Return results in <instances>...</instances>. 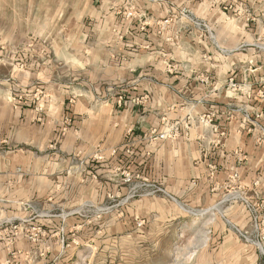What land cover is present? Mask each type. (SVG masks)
Here are the masks:
<instances>
[{
  "label": "rangeland",
  "instance_id": "rangeland-1",
  "mask_svg": "<svg viewBox=\"0 0 264 264\" xmlns=\"http://www.w3.org/2000/svg\"><path fill=\"white\" fill-rule=\"evenodd\" d=\"M183 8L178 13L184 17ZM186 11L189 25L209 36V21ZM173 20L157 25L166 29L177 23ZM150 24L132 2L121 8L118 0H0V225L5 221L0 229L8 228L10 234H5L9 251L4 247L0 264H256L258 247L252 241L262 235L256 228H243L238 207L228 210L231 196L221 205H204L195 179L186 180L182 195L178 177L165 178L169 161L175 163L174 171L180 168L188 177L196 167L183 162L177 144L167 149L163 143L186 132L177 119L167 115L169 128L149 133L154 147L127 142L86 149L67 142L77 101L72 91L94 86L74 78L73 70L58 62L54 48L63 49L77 30L120 28L130 33L136 27L146 31ZM106 98L96 94L91 104L99 106ZM52 152L57 154L53 160ZM51 172L53 196L17 194L20 183L29 190L35 177ZM8 173L21 174V180L3 179ZM234 184L228 177L224 187ZM4 198L9 201L3 203ZM254 208L253 219L259 215ZM21 232L29 245L16 241Z\"/></svg>",
  "mask_w": 264,
  "mask_h": 264
},
{
  "label": "crops",
  "instance_id": "crops-1",
  "mask_svg": "<svg viewBox=\"0 0 264 264\" xmlns=\"http://www.w3.org/2000/svg\"><path fill=\"white\" fill-rule=\"evenodd\" d=\"M118 2L121 8L129 2L135 4L151 19L149 29L141 31L135 26L130 33L120 28L81 29L68 35L63 49L54 48L58 62L72 69L74 78L94 86L93 90L72 91L77 101L72 105L74 126L68 136L69 146L92 149L97 143L123 147L134 142L154 147L156 141L149 140V133L169 128L165 116L177 119L186 132L177 140L163 143L167 149L177 144L183 149V162L195 163L196 167L188 177L180 168L174 171L171 164L175 163L169 161L165 178L172 181L178 177L182 195L186 193V180L195 179L204 205H221L231 196L228 210L238 207L243 228L253 232L250 205L253 203L259 215L264 213V136L260 129L264 127V0ZM183 7L209 21V36L178 13ZM170 17L177 23L159 29L157 24ZM173 36L176 40L168 39ZM96 94L107 97V101L92 105ZM139 98L145 102H138ZM53 154L57 155L52 152V160ZM234 172L239 176L232 188L226 189L224 183ZM21 176L8 173L2 178L21 180ZM54 181L52 172L37 176L29 190L28 184L24 187L20 183L17 194L26 198L30 195V199L53 196ZM195 192L198 201L199 192ZM235 197H242L241 201L235 202ZM23 227L22 224V232ZM7 229H0V253L9 251ZM22 232L16 241L29 245L31 242ZM256 259V264H262L257 248Z\"/></svg>",
  "mask_w": 264,
  "mask_h": 264
},
{
  "label": "built area",
  "instance_id": "built-area-1",
  "mask_svg": "<svg viewBox=\"0 0 264 264\" xmlns=\"http://www.w3.org/2000/svg\"><path fill=\"white\" fill-rule=\"evenodd\" d=\"M182 14L184 15V17H187L188 16V14H187V11H186V8H183V10H182ZM203 26H207L205 23H203L202 24ZM201 24H199V26L201 27L202 26ZM249 117V116H248ZM261 132H262V137L264 136V127L262 126L261 128ZM238 176H239V174H238V172H234L233 173V175H231L230 177L233 179V181L235 180V179H237L238 178ZM159 190H161V189H158V190H155L153 193H156L157 191H159ZM248 206H249V204H248ZM250 210L252 211V208H254V206L253 205H250ZM255 209V208H254ZM255 212H256V210H255ZM253 221H254V226H255V228L258 230V231H260V233H261V235H262V237H261V239L259 238V239H257V240H255V241H252V242H254L256 245H257V247H258V250H259V252H260V254H261V258H262V260H263V264H264V213L263 214H260V215H258V216H256V217H254V219H253ZM37 235V234H36ZM38 236V235H37ZM33 240H35V238H33Z\"/></svg>",
  "mask_w": 264,
  "mask_h": 264
}]
</instances>
